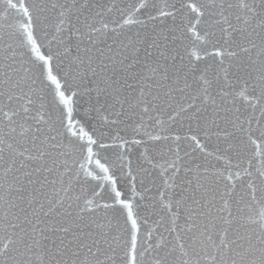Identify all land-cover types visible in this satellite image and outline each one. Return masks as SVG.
<instances>
[{
    "label": "snow or ice",
    "instance_id": "1",
    "mask_svg": "<svg viewBox=\"0 0 264 264\" xmlns=\"http://www.w3.org/2000/svg\"><path fill=\"white\" fill-rule=\"evenodd\" d=\"M0 264H264V0H0Z\"/></svg>",
    "mask_w": 264,
    "mask_h": 264
}]
</instances>
